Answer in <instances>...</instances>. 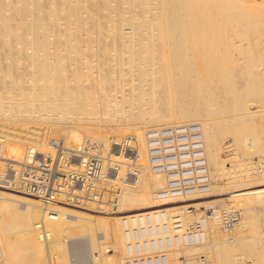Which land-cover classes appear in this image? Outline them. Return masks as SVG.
<instances>
[{
  "label": "bare ground",
  "instance_id": "obj_1",
  "mask_svg": "<svg viewBox=\"0 0 264 264\" xmlns=\"http://www.w3.org/2000/svg\"><path fill=\"white\" fill-rule=\"evenodd\" d=\"M121 5L129 9L126 8L125 13L120 11V16L133 13L128 17H123L122 21L132 19L134 22L131 27L127 28L123 27L122 23H115L109 30L111 40L105 39V41L101 36L97 37V33L101 34L103 29V25L98 23L91 24V28H99L98 32L88 31L86 38L83 37L85 33L82 34L81 30L76 34L69 29L67 40L75 41L80 46L88 43H101L100 41L103 40L107 43L108 48L111 45L116 47L115 54L122 53V56L124 55L123 58L127 59L129 64L131 63L129 71L132 74V84L127 88L118 87L121 88L120 91H111L117 94L122 93V98L116 94L108 93L99 97L89 94L87 98L90 109L86 115L81 116L75 113H66L62 102L56 103L61 101V99L58 100L61 94L57 89H52L53 80L50 72L55 69L59 74L58 83L61 82L62 77L59 73L61 63L44 62L46 57L48 59L53 57L51 53L53 39H51L49 31L43 29L49 24L45 22L42 15L39 16L37 23L38 30L31 31L25 37L20 36V38L27 41L30 46L28 51H32V54L28 53V57L34 58L35 80L37 86L42 89L40 94H49L47 101L39 106L31 102L25 104L21 99L5 94L0 86V132H3L2 130L11 124L23 125L25 129L31 130L28 123L33 121L34 123L44 122L47 124L45 133L48 134L44 136L48 142L42 143L39 140L32 142L26 137L31 131L25 130V136L20 132L18 134L3 132L8 134L9 139L4 147V157L20 162L32 152H48L50 142L56 140V138H51L54 135H65L63 139L71 147L80 144L84 137L92 138L100 143L102 156L106 158V161L109 160L106 162L107 165L110 163L109 165L117 170L115 173L116 184L121 190L117 209L114 212L97 211L91 204L89 207H81L67 203L68 200L62 196L55 202L45 203L30 195L0 188V264H53L55 253L58 251L57 244H63L66 241L75 244V241L81 239L86 240L92 250L93 264H124L125 246L122 229L125 218H138L148 211L166 212L170 215L177 213L181 214L185 229H190L195 222H187V215L195 214L197 209L199 213H203V208L213 209L209 227L211 241L205 245H195L180 250L184 252L183 256L188 264H211L207 258L198 257V248L206 247H211L209 256L213 261L212 264H245L246 261H241L242 256L236 251L242 241L252 237L261 242L252 264H264V231L262 229L255 230L257 220H259L255 213L256 207H246L245 218H243L242 212L240 221V223L243 222L242 226L235 225L232 229L226 230L221 226V211L217 213V207L221 201L208 200L214 197L220 199L226 195H237L259 188L257 198L261 204L260 210L264 213V169L252 173L248 168L250 166L248 163L238 164L235 162L237 160L233 161L235 164L231 169H227L225 167L227 159L222 156L224 141L227 138H230L228 147L233 153L242 151L249 157L251 152L258 150L264 154V130L260 127L262 120L255 119L253 115L249 114L250 106L248 105L251 100L249 94H252L253 98H259L262 97L263 90L261 92L256 90V87H248L246 93L239 91L238 77L241 76L238 75L241 68L231 59L232 55L226 57L234 62L229 61L224 69L215 65V69L212 71L209 61L206 62L207 64L205 62V65L203 64V59H209V55L205 51L211 50L208 47L207 35L209 33L207 34V30L204 29L207 20L211 19L206 0H124ZM32 7H37L36 10L42 14L43 0H19V7L16 11L25 15L33 10ZM71 7L67 17L76 13L79 19L80 14L84 12L83 7L81 5L75 8ZM136 9L142 13V19L137 17ZM147 13H152L153 17L146 16ZM209 21L212 22V20ZM68 26H73V24L70 23ZM75 26L80 27L81 24L77 23ZM26 27L32 28L29 24ZM257 40L255 39L257 43L255 45H258L259 51L264 53V40L260 43ZM79 47L77 48V57L81 58L84 54ZM251 47L253 48L251 50L258 49ZM119 51L121 52L119 53ZM245 51L243 52L245 53ZM246 54L249 52L247 51ZM192 60L197 61V65H194ZM135 64L144 68L143 71L142 68H139L141 75L138 74L140 72ZM200 65L202 66L200 67ZM251 73L253 74L254 71ZM242 76L246 77L243 74ZM214 77L216 79L220 77L222 80L220 83L224 82L223 86L217 84L215 85L216 89H213L211 86L214 85H210V80ZM250 77L251 74L248 78ZM254 78L251 79L254 80ZM242 79L244 80V78ZM243 80L240 79V81ZM14 81L18 83V80ZM128 82L126 79L123 81V83ZM196 82L200 83L198 87L196 86L199 83L195 84ZM224 86L227 88L226 90L223 88L226 94H238V99L229 104L224 102L227 106L222 107L223 104L216 100L214 94H220V90ZM68 92L70 91L68 90ZM199 94L202 95L198 96ZM66 97L67 95L63 98L66 99ZM147 103L151 109L146 108ZM137 108L140 109L139 115L143 117L141 122L136 119L130 120V115L136 114ZM226 109H234V113L239 111V114L236 118L223 123L225 119L222 117L226 113ZM190 123L200 124L205 132L204 139L213 188L207 194L186 199H159L157 193L166 188L167 181L163 174L154 173L149 169L145 134L153 129ZM48 124L50 125L48 126ZM36 135L37 138H40L41 133H34L32 136ZM45 139L43 141H46ZM127 149L132 154L127 153ZM129 155L132 156L129 157ZM133 156L134 159H132ZM133 174L136 175V178L132 184L127 182V178ZM156 191L158 192L156 193ZM106 198H110V193L104 194L105 202ZM237 200L246 205L250 199L241 197L240 200ZM192 202L194 203L192 204ZM233 202L239 203L235 197ZM177 205L183 206L175 207ZM194 206L196 211L192 213L188 209ZM73 207L83 209V211H77ZM45 208L53 210L56 215L53 218L47 217ZM92 213L96 215L93 217L90 215ZM221 228L225 232H229V235L224 233ZM249 230L256 232L253 231L254 236H245ZM65 245L62 246L65 247ZM110 252L114 253L110 254ZM119 252L124 258L123 263L119 258ZM178 252L171 254L173 264H178L181 257ZM57 261V264H61L60 261ZM82 263L78 260V264Z\"/></svg>",
  "mask_w": 264,
  "mask_h": 264
},
{
  "label": "rangeland",
  "instance_id": "obj_2",
  "mask_svg": "<svg viewBox=\"0 0 264 264\" xmlns=\"http://www.w3.org/2000/svg\"><path fill=\"white\" fill-rule=\"evenodd\" d=\"M123 1L124 0H43L42 14H40L36 10L38 9L37 7L36 8L32 7L33 10L29 14L23 15L18 13V11H16L17 8L19 7V0H0V86L3 88L5 94H9L14 96V98L21 99L25 104L31 102L34 103L36 106H39V104L46 102L48 99L49 94H40L42 92V89H40L37 86L35 80L36 75L34 74V63H33L34 58L28 57V53L32 54V51H28L30 46H28L27 41L20 38V36L25 37L31 31L38 30L37 23L39 20V16L42 15L46 20L45 22L49 24L43 29L45 31H49L50 35L52 36L51 39H53L51 41L53 42V44H51L53 46L51 49L52 50L51 53L53 54V57H51L50 59L46 57L45 58L46 60L44 62L61 63L60 64L61 70L59 72L61 73V77H62V79L60 80L61 82L58 83L57 77L59 74H57L55 69L53 72H50V76L52 77L53 80L52 89H57L59 91L58 93L61 94L60 97H58V100L61 99V101H57L56 103L60 104L62 102V105L65 107L64 111L66 113H75L81 116L84 114L86 115L90 109L88 104L89 99L87 98V95L89 94L99 97L102 94L108 93V94H116L117 96L122 98L123 97L122 93L117 94V93H112L111 91L112 90L120 91L121 88L118 87L124 86V88H127L129 85L132 84L131 82L132 74H130L129 71L130 68L129 66L131 65V63L129 64L128 60L123 58L124 55L122 56V53H120L121 51H119L121 55L115 54L116 47H112V45L110 44L111 46L110 45L109 46L112 47L111 50L114 48L113 51H111L110 47L108 48L107 43L105 41L111 40V34L109 33V30L113 28V25L115 23H122V26L127 28V27H131L134 22L132 21V19L127 21H122L123 17H128L133 14V13H131L130 15L124 14L123 16H120V11L125 13L127 9H129L127 7L124 8V5L122 7L121 3ZM206 1L209 7V11H208L209 18L211 19L207 20L209 23L205 22L206 28L204 27V29L207 30L206 31L207 34L209 33V35H207L208 47H210L211 50L208 49L207 50L208 52L205 51V53L209 55L208 56L209 59H205L207 61L203 59V64L205 65V63L206 62L208 63L209 61L210 62L209 67L212 69V71H214L215 65H219L218 67L224 69V66L227 65V63L231 61V59H233L241 68L240 71L241 74L239 73L238 75L241 76L238 77L240 82L238 83L240 85V86L238 85V87L240 88L239 91L246 93L248 87L249 88L256 87V90H260L261 92L263 90L262 97L259 98L258 97L253 98L252 94H249L251 96V100L248 102V105L250 106L249 114L253 115L255 119L262 120L260 127L264 130V53L259 51L260 47H258V45H255L257 44L255 39H258L257 40L258 43L264 40V0H206ZM78 5H81L84 11L83 13L80 14V18L79 19L77 18L76 13H74L73 16L71 17L70 16L67 17L70 11V6L75 8ZM229 5L232 7H230ZM227 6L229 7L227 8ZM136 12H137L136 13L137 17L139 19H142V13L140 12V10L138 11L136 9ZM198 14L200 15V13ZM146 16L153 17V14L147 13ZM209 20H212V22H210ZM70 23H72L73 26H68V24ZM77 23H80L81 26L80 27L75 26V24ZM93 23L95 24L98 23L103 25L101 34L97 33L99 28L97 27L91 28V24ZM27 24L32 26V28L26 27ZM69 29L72 32H75L76 34L79 33V31L81 30L82 34L85 33V35L83 36L84 38L87 37L86 33L88 31H96V33L98 34L97 37L101 36L103 40L105 39L106 40L100 41L101 43L95 42L80 46L77 45L75 41L69 42L67 40V34L68 31H70ZM209 38L211 39L209 40ZM77 46L78 47L80 46L79 48L81 49V52L84 54L83 57L81 58L77 57L78 56ZM251 46L258 48V49L254 48V50L257 51L251 50L253 49ZM245 50H247L249 54H246L247 51ZM243 51H245V53ZM240 52H242L243 54H241ZM216 53H218L217 54L218 56L216 55ZM246 55H248L247 58H245ZM226 56L227 57L231 56V59L227 58ZM233 60L231 62H234ZM191 62L194 65H197V61L192 60ZM247 64L250 65L249 67H251L252 70L251 68L249 70ZM135 66L138 69L142 68V66L138 67L136 64ZM201 66L202 65H200V67ZM246 68H248L247 69L248 72ZM140 69H139L140 73L138 74L141 75V70L143 71L144 68H142L141 70ZM251 71L252 72L254 71V73L252 74ZM242 74L246 75V77L242 76ZM250 74L251 77L248 78ZM253 75H255L254 76L255 78L253 77ZM89 77H91V79H89ZM216 77L212 78L211 79L212 81L210 80V85H214L211 86L213 89H216L215 85L217 84H220L221 86H223L224 84V82L223 84L220 83L222 82L220 77H218V79H216ZM20 78L21 80H19ZM242 78H244V80ZM251 78H254V80H252ZM125 79L128 80L129 82L123 83ZM240 79L243 80L244 82L240 81ZM14 80H18L19 84ZM13 81L15 82V84L13 83ZM197 83L199 82H196L195 84ZM198 85H200V83L197 84L196 87H198ZM193 86L195 87V85ZM223 88L225 90L227 89L225 88V86L222 87L220 90L221 93L214 94V97L216 98V100L221 102L220 104H223L222 107H225L227 106L225 103L227 104L233 103L236 99H238L237 97L238 94H231V93L226 94ZM68 90L70 92H68ZM66 95H67L66 99L63 98ZM201 95L202 94H199L198 96ZM145 106L147 109H151L148 103ZM60 108H62V106H60ZM139 110L140 109L137 108L135 110L137 113L130 115L131 121L136 119L139 122H141L143 120V117H141L139 115L140 113H138L140 112ZM238 112L234 113V109L233 110L226 109V113L222 117V119H225L223 123L230 121L234 117L236 118L239 114ZM32 122L33 121H31V123H28V126H30L29 128H32L31 130L25 129L23 125L19 126V125L11 124L9 125V127H7L5 130L2 131L3 132L7 131L9 133L14 132V134H18L20 132V134L24 136L26 131H31L29 135L26 134L27 135L26 137L28 139H31L32 142H35V140L36 141L39 140L42 143L48 142L47 139H45L44 137L48 135L47 132L45 133V131H47L46 129L47 124H45L44 122H35V123L33 122L34 123L33 124ZM49 125L50 124H48V126ZM129 125L131 126V123H129ZM34 133L37 134L41 133L40 138L39 137L37 138V135L32 136L34 135ZM43 133H45V135H43ZM146 134H145V139H146ZM51 138L61 139V138H65V135H60V134L54 135V137ZM43 139H45L46 141H43ZM224 142L225 145L222 156L224 157V159H227L225 163V167L227 169H231V167L235 164V162L238 164L248 163V165H250L248 166V168L250 169V171H252V173H257V171L264 169V167H258V163L259 164L264 163V154L262 152L255 150V152H251V155L247 157L242 151H238V152L236 151L237 153L236 152L233 153V151L232 152L230 151V147H228L230 145V138L225 139ZM134 158L135 157L133 156L132 159ZM234 160H237L238 162L237 161L233 162ZM256 162L258 163L256 164ZM130 177L132 178V180H134L136 178V175L133 174L130 175ZM259 190L260 189L257 188L254 191L248 190L241 194L226 195L220 199L214 197L212 199L209 198L208 200L221 201L217 207V211H218L217 213H220V211H222L223 209H230V208L240 209L243 212V218L246 217V211H245L246 207L249 206L256 207L255 213L257 215V219L259 220H257L255 230L262 229L264 231V213L262 210H260L261 204L259 202V199L257 198V194L259 193ZM157 192L158 191H156V193ZM234 197L235 200L239 203L233 202ZM241 197H245V198L248 197L250 200L246 202V205H243V203H240L241 201L237 200V199L240 200ZM105 200L107 201L109 200V198H106ZM193 203L194 202H192V204ZM39 204L41 205L40 202ZM42 204L44 205V203ZM178 206H183V205H177L175 207ZM73 208H75V210L77 209V211H83V209L77 207H73ZM192 208H193L192 213H194L196 211V208L195 206ZM203 210H204L203 213H199V210L197 209V212L195 214H188L186 217V221L191 223L196 222L201 217H204L210 212H212L213 209L203 208ZM92 214L90 215L93 217L94 215H96L94 213ZM120 225H121V218H120ZM238 225L242 226L243 222H241ZM253 231L254 230L252 231L249 230V232L245 236L247 237L254 236L256 232L254 231L255 232L254 233ZM224 233L229 235V232L224 231ZM210 241H211V236L209 232L208 240L205 244H207ZM74 243L75 244H73V242L69 243V241H66L63 244H57L58 251L57 253H55V258L57 257L58 258L55 260V258L53 257L54 258V259L52 258L53 262L57 264L56 261L58 260L57 262H59L62 258L61 261H63V259H67L68 262L67 260L66 261L64 260L63 262L60 261L61 264H67V263L78 264V260L82 261L83 262L82 264H93L92 250L89 247V244L86 242V240L81 239L75 241ZM62 245H65V247H63ZM238 246L239 247L236 253L242 256L240 260L246 261L245 264H252L253 263L252 261H254L255 256H257L256 255L257 249L258 251L260 249L259 247L261 246V242L259 241V239L252 237L250 239H246L242 241ZM210 251H211V247L198 248V252H199L198 257H200L201 259L207 258L212 264L213 261L209 256ZM113 253L114 252H110V254ZM178 253L180 254L181 257H184L183 251H179ZM110 254L108 253V255ZM119 258L122 259L121 262L123 263L124 258L121 254Z\"/></svg>",
  "mask_w": 264,
  "mask_h": 264
},
{
  "label": "built area",
  "instance_id": "obj_3",
  "mask_svg": "<svg viewBox=\"0 0 264 264\" xmlns=\"http://www.w3.org/2000/svg\"><path fill=\"white\" fill-rule=\"evenodd\" d=\"M8 134L0 132V188L30 195L45 203L66 198L67 203L97 211L117 209L121 190L116 184V169L107 165L98 141L84 137L76 147L65 139L52 140L48 152L35 151L23 161L4 157ZM150 170L166 178L159 199H186L203 195L212 188L204 131L200 124L153 129L146 134ZM127 153L130 151L127 149ZM132 155H129L131 157ZM258 162H256L257 164ZM261 165V166H260ZM258 167H264L258 163ZM127 182L133 184L129 176ZM110 198L104 201V194ZM193 212V208H189ZM53 218L56 213L45 208ZM212 212L185 229L181 214L148 211L123 220L124 264H173L171 254L207 242ZM222 228L229 230L242 218L239 209H223ZM204 259V258H202ZM205 261V260H204ZM178 264H188L180 257Z\"/></svg>",
  "mask_w": 264,
  "mask_h": 264
}]
</instances>
